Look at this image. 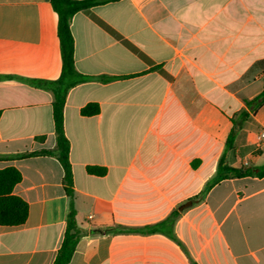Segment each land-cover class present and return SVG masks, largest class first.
<instances>
[{
  "label": "crops",
  "instance_id": "1",
  "mask_svg": "<svg viewBox=\"0 0 264 264\" xmlns=\"http://www.w3.org/2000/svg\"><path fill=\"white\" fill-rule=\"evenodd\" d=\"M57 29L51 0H0V170L21 173L13 193L29 206L23 225H0V264H53L66 231L62 164L28 155L57 146L53 94L32 83L61 75ZM71 30L87 80L64 107L85 231L69 264H264V177L224 179L198 198L222 156L264 168V105H246L264 90V0H118L77 13ZM90 103L100 113L83 116ZM176 210L183 248L163 233L102 232Z\"/></svg>",
  "mask_w": 264,
  "mask_h": 264
},
{
  "label": "trees",
  "instance_id": "2",
  "mask_svg": "<svg viewBox=\"0 0 264 264\" xmlns=\"http://www.w3.org/2000/svg\"><path fill=\"white\" fill-rule=\"evenodd\" d=\"M115 1L118 0H51L52 9L58 16L57 32L60 41L62 72L59 79L55 81L36 80L32 83L39 89L50 91L53 94L54 100L52 107L57 146L52 152H40L28 155H54L58 158L64 169V187L66 195L69 198V212L64 238L53 264H69L76 252V248L81 238L85 235V231L78 226L76 219L77 211L74 202V174L70 161V142L66 137L64 129V107L67 95L71 89L86 82L87 80L85 76L77 71L75 66V43L71 30V21L79 12L88 11L93 7ZM246 105L253 114H256L264 105V90L259 96L246 102ZM99 113L100 106L94 103L86 105L81 110V114L86 117H93ZM248 117V112L244 111L242 112L241 120L233 122L234 127L227 141V148L229 150L232 149L234 140ZM196 165L197 162L193 164L194 167ZM87 171L89 174L95 176L102 177L106 175V169L104 168L89 167ZM246 176L264 177V168L258 169L256 172L253 168H232L227 164L225 156H222L219 161L218 173L216 177L207 185L206 189L198 198L203 199L212 187L224 179L231 177L242 178ZM21 180L22 175L15 168L11 167L0 170V225L2 226H20L28 219V204L13 193L14 188L21 182ZM179 216L180 212L176 210L165 221L153 226H146L140 229L112 227L106 228L102 232L111 234L129 232L141 234L163 233L183 248L182 243L176 238L173 232V226ZM95 232L96 231H92L91 233Z\"/></svg>",
  "mask_w": 264,
  "mask_h": 264
},
{
  "label": "built area",
  "instance_id": "3",
  "mask_svg": "<svg viewBox=\"0 0 264 264\" xmlns=\"http://www.w3.org/2000/svg\"><path fill=\"white\" fill-rule=\"evenodd\" d=\"M258 150L264 151V130L260 133L258 143H257Z\"/></svg>",
  "mask_w": 264,
  "mask_h": 264
},
{
  "label": "water",
  "instance_id": "4",
  "mask_svg": "<svg viewBox=\"0 0 264 264\" xmlns=\"http://www.w3.org/2000/svg\"><path fill=\"white\" fill-rule=\"evenodd\" d=\"M190 205H192V202H188L187 204H184V206H182V207L180 208V210H183L184 208H186V207H188V206H190Z\"/></svg>",
  "mask_w": 264,
  "mask_h": 264
}]
</instances>
